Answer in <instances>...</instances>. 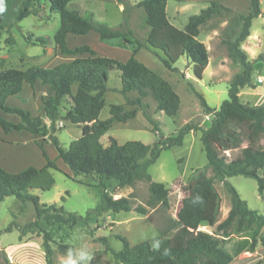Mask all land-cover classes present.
Here are the masks:
<instances>
[{"label":"trees","instance_id":"16d2710c","mask_svg":"<svg viewBox=\"0 0 264 264\" xmlns=\"http://www.w3.org/2000/svg\"><path fill=\"white\" fill-rule=\"evenodd\" d=\"M75 0H1L0 27H12L23 19L33 15L36 6L47 4L51 11L58 12L59 28L52 40L63 56L73 57L69 62L59 63L51 68L30 67L26 70H0V112L18 118L17 123L7 121L0 116V130L3 134L26 131L31 135L49 138L57 159L68 172L50 160L42 145L36 143L45 164L41 168L26 167L18 173H10L0 167V203L8 197L18 201H29L33 204L36 220L23 227L16 226L20 236L38 229L43 234L45 264H53L51 250L48 246L50 234L39 229V221L67 225L70 228L78 224L87 225L106 212L119 213L135 211L146 214V208L132 204L126 198L114 199L107 194L105 181H113L119 187H132L137 181H147V206L152 208L159 204L165 209H175L176 219L158 236L130 246L126 239L118 238L121 249L111 251L118 264H230L243 253H254L259 242H264V215L248 208L233 186L227 181L241 176L255 180L260 196L264 194V146L260 149L242 148L239 155L226 161L225 155H218L211 146L213 138L218 139L220 149L224 152L237 148L242 143L241 132L245 130L256 139L264 136V106H250L239 102L238 95L242 90L255 89L251 82L252 63L240 49V45L248 38L251 22L261 16L260 0H248L249 10L240 17L241 26L232 41H225L228 57L238 61L242 72L236 75L227 89L228 98L218 109L210 108L200 94V100L206 115H212L206 128L189 122L180 127L174 135L163 137L159 128L152 123L153 132L158 141L153 146L141 142L130 141L119 145L109 139V145L103 147L100 139L110 130L113 123H125L136 116L137 109L145 111L148 106L143 100L150 95L156 109L168 117H175L180 108L178 95L171 85L154 71L136 59L137 52L143 46L133 37L131 31L121 32L93 22L92 15L82 16L75 10H68L67 5ZM123 5V0H117ZM168 0H141L137 7L142 8L148 33L145 38L146 47L161 53L159 59L163 67L177 71L175 63L185 56L193 66V74L201 79L208 65L207 50L198 40L200 27L214 15L222 12L230 13V9L212 2L199 14L188 18L183 29L170 23L166 14ZM9 13L13 22L7 24ZM94 32L100 42L117 41V47L128 49L131 55L125 62L100 57L86 45L70 49L66 38L68 35L83 36ZM40 43L45 40L40 38ZM87 55V57H86ZM118 72L121 82L119 93L123 96L136 93L137 97L126 100L133 110H123L120 105H111L109 118L99 120L104 107V95L108 91L106 82L109 72ZM39 83L47 87L51 94L41 98L44 123L29 110L12 107L6 104L9 98L17 97L24 85L34 88ZM73 88L75 91L73 92ZM69 122L81 129V136L72 141L67 149H63L56 136L57 123ZM200 132V142L206 158L203 167L196 168L188 176L186 184L192 185L190 190L184 189L182 195L164 187L162 183L153 182L148 174L159 153L173 147H182L183 138L189 133ZM50 170L64 173L70 178L73 175H95L99 204L86 212L84 216L65 212L62 207L40 204L32 190L49 191L54 185ZM211 176L204 178L206 171ZM71 179V178H70ZM221 182L230 198V210L227 217L215 227V233L196 230L201 226L214 227L219 212V196L214 188V181ZM10 226L5 232H10ZM180 230L178 245L173 248L171 237ZM232 238H236L229 246ZM106 243L105 239H101ZM96 260H99L97 256ZM91 260L89 264H95ZM0 264H10L0 251Z\"/></svg>","mask_w":264,"mask_h":264},{"label":"rangeland","instance_id":"374dc122","mask_svg":"<svg viewBox=\"0 0 264 264\" xmlns=\"http://www.w3.org/2000/svg\"><path fill=\"white\" fill-rule=\"evenodd\" d=\"M141 0H123V5L117 0H75L67 5L68 10H75L80 15H92V21L105 24L111 29L121 32L131 31L133 37L143 46L136 59L167 81L178 95L180 108L178 114L171 118L156 109L152 97L148 95L144 104L145 111L137 109L136 116L125 123H113L110 130L100 139L103 147L109 145V139H114L119 145L136 141L147 146H153L158 141V135L153 132L150 118L159 128L163 137H169L183 125L192 122L206 128L212 115H206L197 93L202 96L206 104L212 109H218L220 104L228 98L227 89L233 78L242 72L238 61L228 57L225 41H232L238 33L241 21L249 10L248 0H168L166 14L171 24L183 29L188 18L199 14L212 2L228 9L230 13L222 12L207 20L199 29L198 40L207 50L208 65L202 73L201 79L193 74V66L183 56L174 65L177 71L173 72L163 67L159 51L155 52L145 44L148 28L145 25V15L142 8L137 7ZM261 16L251 22L248 38L240 45L247 59L252 63L251 82L255 89H245L238 95L239 102L250 106H264V0H260ZM13 22L12 13H9L7 24ZM59 28L58 12L51 11L47 4L36 6L33 15L16 23L12 27H0V70L19 69L30 67L51 68L68 59L62 56L55 44L53 36ZM42 38L45 44L38 40ZM117 41L100 42L94 32L83 36L68 37V46L86 45L100 57L125 62L130 56L128 49L118 48ZM87 57V55H86ZM127 57V58H128ZM108 91L104 95V107L99 114V120L109 118L111 105H120L123 110H133L135 107L126 104V100L137 97L136 93L125 96L119 93L121 82L118 72H109L106 82ZM73 92L75 88L72 89ZM47 89L37 86L30 89L25 86L22 93L11 98L9 106H19L29 110L33 116L43 121L41 98L46 97ZM16 121L14 117H7ZM59 130L54 134L63 149L81 136V129L69 122H58ZM242 143L237 148L227 151L220 149L216 138L211 140V146L216 154H224L226 161L239 155L242 148L260 149L264 146V136L256 139L249 136L245 130L241 132ZM2 141V142H1ZM16 143L18 146L10 144ZM36 143H40L50 160H56L57 154L47 137H33L26 131L3 134L0 130V167L7 172L15 173L25 166L40 168L44 166V159ZM201 143V142H200ZM202 145V144H201ZM182 148L173 147L159 153L156 162L149 167L148 174L153 182H159L177 197L184 189L190 190L193 186L187 185L188 176L196 168L206 164L203 147L184 137ZM59 166L67 171L60 163ZM68 172V171H67ZM54 185L49 191L32 190L30 194L36 196L40 204L62 207L65 212L84 216L87 211L99 204L98 190L95 187L98 180L95 175H73L67 178L64 173L50 170ZM264 173V171H263ZM211 176L208 170L204 178ZM234 187L240 198L246 202L249 209L264 215V194L260 196L255 180L241 176L227 180ZM148 182L137 181L132 187H119L113 181H105L106 191L114 199L126 198L132 208L142 206L146 214L135 211L128 213L106 212L101 217L87 225L78 224L73 228L67 225L46 223L39 221V229L50 234L48 246L52 252L53 264H118L110 250L118 251L121 243L118 238L127 240L134 246L147 239L158 236L169 228L176 219L175 209H165L157 204L148 207ZM214 188L219 196V212L214 227L201 226L196 230L206 233H215V227L221 223L230 210V198L219 181H214ZM36 220L33 204L29 201H18L14 197L5 198L0 203V251L3 252L10 264H45L43 234L38 229L20 236L16 226L23 227ZM10 226V232L5 230ZM178 230L170 240L173 248L178 245ZM260 237H263L261 233ZM101 239H105L102 242ZM232 238L228 246L235 241ZM91 257V258H89ZM230 264H264V242H259L254 253H243Z\"/></svg>","mask_w":264,"mask_h":264},{"label":"crops","instance_id":"0c3cea01","mask_svg":"<svg viewBox=\"0 0 264 264\" xmlns=\"http://www.w3.org/2000/svg\"><path fill=\"white\" fill-rule=\"evenodd\" d=\"M1 1V0H0ZM70 36H72V35H68L67 36V38H66V42H67V45H68V37H70ZM69 47V46H68ZM76 47H78V46H76ZM70 48V47H69ZM75 48V47H74ZM70 49H73V48H70ZM131 55V54H130ZM63 56V55H62ZM128 57V54H127V56H126V59H128L127 58ZM65 58H67L68 60L67 61H64V62H69V61H71L72 59H73V57H67V56H65ZM25 86H27V85H24L23 86V89H24V87ZM37 86H40V87H42L39 83H36L35 84V86H34V88H36ZM29 87V86H28ZM30 88V87H29ZM44 89H47V92H46V94H51V92L49 91V89L47 88V87H43ZM23 89H22V91H23ZM31 89V88H30ZM22 93V92H21ZM20 93V94H21ZM19 94V95H20ZM18 95V96H19ZM15 98V97H14ZM11 98H9L7 101H6V104H7V102L10 100ZM8 105V104H7ZM9 106V105H8ZM12 107H19V106H12ZM21 108V107H20ZM24 109V108H23ZM0 116L1 117H3V118H5L7 121H10V120H8V116L9 117H14V119H16V121H10V122H12V123H17L18 122V118L16 117V116H12V115H4V114H2L1 112H0ZM44 123H47L46 122V120L45 121H43ZM60 122H65V121H60ZM2 132V131H1ZM11 133V132H10ZM9 134V133H8ZM200 132H197V133H189V134H187L185 137H188V138H191L192 140H194L196 143L198 142L199 144H200V147H202V145H201V143H200ZM31 136H33V137H36V136H34V135H31ZM2 142V141H1ZM8 143H10V144H13V145H16V146H18V144H16V143H11V142H8ZM38 147V146H37ZM183 147V146H182ZM182 147H180V148H182ZM55 162H56V164L59 166V164L58 163H60L61 165H62V163L60 162V161H56V160H54ZM44 164H45V161H44ZM63 167H65L64 165H62ZM26 167H29V166H25V167H23L22 169H20L19 171H16L15 173H18V172H20V171H22L23 169H25ZM43 167V166H42ZM60 167V166H59ZM41 168V167H40ZM61 168V167H60ZM65 169H67L66 167H65ZM68 171V170H67ZM12 173V172H11Z\"/></svg>","mask_w":264,"mask_h":264},{"label":"clouds","instance_id":"9594fccd","mask_svg":"<svg viewBox=\"0 0 264 264\" xmlns=\"http://www.w3.org/2000/svg\"><path fill=\"white\" fill-rule=\"evenodd\" d=\"M4 9L2 8V7H0V12H2ZM89 258H91V257H89Z\"/></svg>","mask_w":264,"mask_h":264}]
</instances>
